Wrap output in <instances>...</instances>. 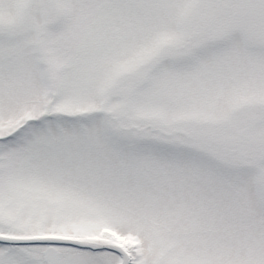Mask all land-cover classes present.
I'll return each mask as SVG.
<instances>
[{"label":"snow or ice","instance_id":"6c2138e0","mask_svg":"<svg viewBox=\"0 0 264 264\" xmlns=\"http://www.w3.org/2000/svg\"><path fill=\"white\" fill-rule=\"evenodd\" d=\"M0 264H264V0H0Z\"/></svg>","mask_w":264,"mask_h":264}]
</instances>
